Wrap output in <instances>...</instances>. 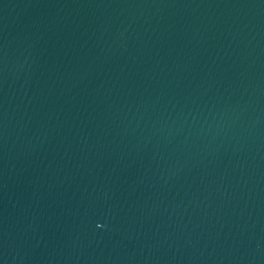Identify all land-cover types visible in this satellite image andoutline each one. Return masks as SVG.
Listing matches in <instances>:
<instances>
[{"label": "water", "instance_id": "obj_1", "mask_svg": "<svg viewBox=\"0 0 264 264\" xmlns=\"http://www.w3.org/2000/svg\"><path fill=\"white\" fill-rule=\"evenodd\" d=\"M0 264H264V0H0Z\"/></svg>", "mask_w": 264, "mask_h": 264}]
</instances>
